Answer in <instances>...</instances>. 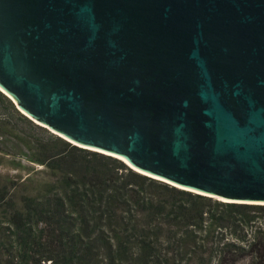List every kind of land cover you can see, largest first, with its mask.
<instances>
[{
  "label": "water",
  "instance_id": "95a60500",
  "mask_svg": "<svg viewBox=\"0 0 264 264\" xmlns=\"http://www.w3.org/2000/svg\"><path fill=\"white\" fill-rule=\"evenodd\" d=\"M0 90L72 144L264 204V0H0Z\"/></svg>",
  "mask_w": 264,
  "mask_h": 264
},
{
  "label": "trees",
  "instance_id": "16d2710c",
  "mask_svg": "<svg viewBox=\"0 0 264 264\" xmlns=\"http://www.w3.org/2000/svg\"><path fill=\"white\" fill-rule=\"evenodd\" d=\"M49 177L0 185V264H264V204L233 202L72 144L0 90V127ZM11 133V132H10Z\"/></svg>",
  "mask_w": 264,
  "mask_h": 264
},
{
  "label": "rangeland",
  "instance_id": "374dc122",
  "mask_svg": "<svg viewBox=\"0 0 264 264\" xmlns=\"http://www.w3.org/2000/svg\"><path fill=\"white\" fill-rule=\"evenodd\" d=\"M12 133L10 123L0 127V185L15 182V196L19 199L27 194V183L30 189L39 186L49 177V171L45 166L29 160L27 135Z\"/></svg>",
  "mask_w": 264,
  "mask_h": 264
},
{
  "label": "bare ground",
  "instance_id": "6f19581e",
  "mask_svg": "<svg viewBox=\"0 0 264 264\" xmlns=\"http://www.w3.org/2000/svg\"><path fill=\"white\" fill-rule=\"evenodd\" d=\"M224 200V199H223ZM226 200V199H225Z\"/></svg>",
  "mask_w": 264,
  "mask_h": 264
}]
</instances>
